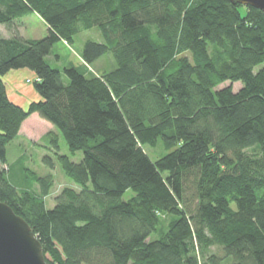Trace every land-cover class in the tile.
<instances>
[{
	"label": "trees",
	"instance_id": "1",
	"mask_svg": "<svg viewBox=\"0 0 264 264\" xmlns=\"http://www.w3.org/2000/svg\"><path fill=\"white\" fill-rule=\"evenodd\" d=\"M29 13L46 22V37L18 33L16 20ZM0 24L15 32L0 37V164L34 113L83 152L74 162L60 153L57 131L43 137L80 186L65 187L53 208L54 174L26 168L32 183L23 188L10 166L0 171V200L31 225L49 264H264L261 9L230 0H0ZM95 27L103 41L84 43L85 70L47 61L57 42L73 45ZM108 54L114 69L89 70ZM21 68L36 73L41 96L28 108L3 80ZM147 147L161 152L152 159Z\"/></svg>",
	"mask_w": 264,
	"mask_h": 264
},
{
	"label": "rangeland",
	"instance_id": "2",
	"mask_svg": "<svg viewBox=\"0 0 264 264\" xmlns=\"http://www.w3.org/2000/svg\"><path fill=\"white\" fill-rule=\"evenodd\" d=\"M15 25L17 27L18 33L21 34L26 39H41L49 34V27L46 22L37 14L29 13L21 19L16 20ZM15 36L14 31H9L6 26L0 24V37H13ZM88 40L103 41V36L100 30L95 27L90 30H82L76 37V42L73 45H69L64 41L57 42L50 55L47 57V61L55 68L64 70L65 67L75 66L79 70H85L82 66L83 60L81 57V52L84 43ZM110 61V62H109ZM117 66L115 59L112 54H108L100 59L93 68L89 69L92 72L96 71H107L112 70ZM13 77V83L16 86L23 89L20 93L23 94L24 99L22 104H25V108H28V100L31 102L41 100V96L34 88V80L37 75L34 71L29 68H21L12 70L3 76V79L9 80ZM64 80L66 83L69 82L67 76L64 75ZM231 82L223 83L220 88L230 85ZM234 89L237 91L241 88L242 83H234ZM11 92V87H10ZM50 131H57L59 134V145L60 153L67 154L74 162H80L83 159V152L77 151L73 154L69 146L62 136V134L52 125L49 121L42 118L40 115H31L24 125L18 136L12 141L8 147V164L1 165L0 171L6 169V167L11 168L8 172L9 179L12 183L18 187H27L32 183V178L29 171L26 168L35 171L40 176H46L49 174H54L55 185L52 189L51 196L48 197L47 206L53 208L55 206V197L59 194L65 187L71 186L73 188L80 189V186L74 183L69 177L63 172L61 163L56 154V150L53 144L43 137ZM147 152L151 154L152 159H155V155L161 152V149H152V147H147ZM50 156L54 162V168L45 162V157ZM20 159V160H19ZM132 195L129 192L125 195V199H128ZM157 236H154L156 238Z\"/></svg>",
	"mask_w": 264,
	"mask_h": 264
},
{
	"label": "water",
	"instance_id": "3",
	"mask_svg": "<svg viewBox=\"0 0 264 264\" xmlns=\"http://www.w3.org/2000/svg\"><path fill=\"white\" fill-rule=\"evenodd\" d=\"M264 12V0H230ZM0 264H49L31 225L0 200Z\"/></svg>",
	"mask_w": 264,
	"mask_h": 264
},
{
	"label": "crops",
	"instance_id": "4",
	"mask_svg": "<svg viewBox=\"0 0 264 264\" xmlns=\"http://www.w3.org/2000/svg\"><path fill=\"white\" fill-rule=\"evenodd\" d=\"M18 70V69H17ZM12 71V70H11ZM10 71V72H11ZM10 72H9V74H10ZM13 77L12 78H10L9 80H5V79H3L4 81H5V83H6V86H7V92H8V95H9V98L14 102V103H16V104H18V105H20V106H22V107H24L25 108V104H22V102H19V101H22L23 99H24V96H23V94H21L20 93V90H22L23 88L22 87H19V85L17 84L16 86L14 85V83L12 82L13 80ZM10 87H11V92H10ZM28 103H29V105H30V103H31V101L30 100H28ZM28 105V106H29ZM39 115L38 113H34V114H32V115ZM29 119V118H28ZM27 119V120H28ZM27 120H25V121H27ZM25 121H24V123H25ZM24 123H23V125H24ZM52 124V123H51ZM22 125V126H23ZM53 125V124H52Z\"/></svg>",
	"mask_w": 264,
	"mask_h": 264
}]
</instances>
